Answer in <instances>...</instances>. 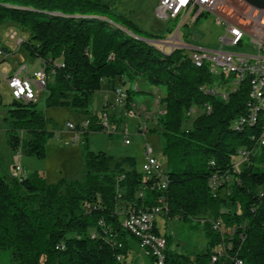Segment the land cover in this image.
Segmentation results:
<instances>
[{"label":"trees","instance_id":"16d2710c","mask_svg":"<svg viewBox=\"0 0 264 264\" xmlns=\"http://www.w3.org/2000/svg\"><path fill=\"white\" fill-rule=\"evenodd\" d=\"M7 22L26 29L27 36L16 44L46 72L44 107L83 112L89 123L80 129L82 180L47 184L37 174L0 175V249H9L16 264H127L130 239L140 250V238L124 227L125 219L157 206L159 216L200 221L206 239L194 256L173 252L171 237L160 234L154 222L152 231L166 242L162 264H233L236 258L243 264H264V144L259 141L264 88L262 104L252 114L247 79L220 99L205 87L222 88L233 74H211L183 48L139 39L165 38L142 30L103 0H0V25ZM166 31L171 34L172 29ZM0 48L8 53L1 42ZM136 80L162 86L151 91L163 112L155 115L149 131L162 137L163 189L157 174L135 169L133 156L115 158L86 146L88 134L104 131L98 123L104 111L88 109L91 94L104 81L114 91L113 83L119 81L124 89L117 88L126 93L123 110H130ZM109 119L119 129L121 119ZM47 120L36 101L12 100L4 118L8 145L44 157L45 142L53 136ZM146 256L151 264H161Z\"/></svg>","mask_w":264,"mask_h":264},{"label":"rangeland","instance_id":"374dc122","mask_svg":"<svg viewBox=\"0 0 264 264\" xmlns=\"http://www.w3.org/2000/svg\"><path fill=\"white\" fill-rule=\"evenodd\" d=\"M110 4L111 9L121 15H125L134 22L142 30L154 34H162L165 39L170 38L177 27L179 26L183 14L175 20H158L154 15V9L159 0H103ZM171 28V34H167L166 29ZM16 32L18 35L14 40L9 37V32ZM224 30L210 13L202 14L199 18L186 25L179 27L178 37L182 42H185L195 47L218 49L223 36ZM19 36V37H18ZM27 36V31L20 28L11 22L0 25V42L2 46L15 50L16 59L18 54L23 55L24 63L31 72L33 68L38 69L40 63L35 58L28 56L19 48L16 49L15 43L18 39ZM163 41V39H160ZM156 43V42H154ZM12 44V45H10ZM156 46L161 47L159 43ZM169 48V46H162ZM178 47V46H174ZM222 50L231 53L256 52L252 47L249 39H244L243 42L236 46L222 45ZM264 55V50L261 52ZM5 59L0 62L1 68H5L6 72H11L16 64L13 61ZM13 66V67H12ZM142 91H135V84H131L132 98L136 102L139 109L143 106L145 110H155L153 107L154 96L152 89L154 87L142 84V80H137ZM160 91L162 86L155 87ZM45 90L38 93L36 98L37 108L42 110L45 117L48 119L46 128L53 132V136L45 142V155L42 158H37L33 155H27L21 149L13 150L7 143V127L4 118L7 116L8 104L13 100L10 96V89L5 80L0 81V175L9 178L12 167L19 162L26 176L37 174L41 176L47 184H55L59 180H82L85 175L84 167V135L78 132V137L75 138V131L70 130L66 126V122L80 123L86 114L69 109L68 107H49L43 105ZM105 98L113 103L114 110L117 112L118 118L121 119L119 129L100 132H92L87 136V150L98 152L103 151L115 158L123 156H133L136 161L135 169L141 172V166L144 158L145 144H148L152 149V156L161 167H165V158L161 152V135L149 131L154 125L153 118L144 120L141 115L139 118L136 114L131 115V111L127 110L126 115L120 111L119 105L114 103V92L106 89V82H102L101 89L91 94L89 98L88 109L92 113H98ZM197 109L192 113L195 115ZM139 121L147 127L146 133H142L138 129ZM127 139L128 143L124 140ZM240 158H234L237 170L242 168ZM156 224L160 234H166L171 237L170 249L173 252L194 256L205 246L204 230L202 223L198 220L182 221L176 217L166 218L158 216ZM132 243V251L128 253L127 264H151L152 260L149 256L143 255L138 248L137 241L130 239ZM0 264H16L12 259L9 249H0Z\"/></svg>","mask_w":264,"mask_h":264},{"label":"built area","instance_id":"2783aa9c","mask_svg":"<svg viewBox=\"0 0 264 264\" xmlns=\"http://www.w3.org/2000/svg\"><path fill=\"white\" fill-rule=\"evenodd\" d=\"M212 14L215 20L220 24L224 30L223 36L220 38V46L218 49L195 47L194 45L182 42L178 37L179 27L196 21L202 14ZM183 14L181 22L174 34L168 38L160 41L162 46H183L188 55L205 59L208 61V71L212 74V68H221L223 75L233 74L234 78L224 87L212 85L205 87L208 91L218 93L220 99L225 100L230 90H234L239 82L243 79L248 80L249 94H251V102H249L250 114L252 108L256 105L262 104L260 99H255V90L263 89L264 85V55L261 54L264 50V8L253 7L243 0H159L154 9V15L158 20H175L178 16ZM15 33L9 32L10 39H14ZM244 39H249L252 47L256 52L231 53L222 50V45L236 46L243 42ZM20 40L17 41V44ZM7 53L0 48V60L6 57ZM228 66H235V73H228ZM249 67L259 68V77H249ZM214 76V75H213ZM46 72L38 68L35 71H29L26 64L18 63L11 72H6L1 68L0 81L5 80L9 89L10 96L16 101H36L38 93L41 92L47 83ZM116 105L124 107L126 93L116 88L114 91ZM157 103V99L155 100ZM134 109L136 117L143 116L144 120L150 119L151 113L144 108ZM206 109H209L206 107ZM126 109L124 114L126 115ZM160 112H163L162 110ZM155 116L153 117V119ZM154 121V120H153ZM243 122L240 119L239 123ZM89 120L84 118L80 123L66 122L68 129L75 131V138L78 137L80 129L87 127ZM104 127V131L109 129L117 130L116 124L111 122L107 113L103 112L98 121ZM77 126L79 129H76ZM138 129L142 133H146L147 127L140 121ZM260 144H264V125L261 135L259 137ZM128 143V140H124ZM244 154V152H242ZM142 172L151 175L157 174L160 177L159 188L163 189L165 186V175L162 174V167L157 164V161L152 156V149L148 144H145L144 158L141 166ZM10 176L15 178L25 177L26 173L22 169L19 162H17L11 169ZM210 185H213L211 182ZM160 208L155 206L149 211L140 213H130L125 219L123 225L138 238H140V251L145 255H153L161 260L164 259V249L166 247L165 238L161 235H156L153 230V224L159 216ZM157 225V224H156ZM217 226V225H216ZM120 247V244L118 245ZM216 261V256L212 255L211 262ZM233 264H243L242 261L236 258Z\"/></svg>","mask_w":264,"mask_h":264},{"label":"crops","instance_id":"0c3cea01","mask_svg":"<svg viewBox=\"0 0 264 264\" xmlns=\"http://www.w3.org/2000/svg\"><path fill=\"white\" fill-rule=\"evenodd\" d=\"M15 33V35H14V39H15V37L18 35L16 32H14ZM19 37V36H18ZM22 37H25V36H22ZM14 39H11V40H14ZM21 39V38H20ZM20 39H18V40H20ZM10 45H12V44H10ZM15 47H16V49L18 48V45L15 43ZM8 48V47H7ZM5 59H9L10 61V65H12L13 63L14 64H18V63H20V62H22V63H24L25 61H24V57H23V55H20V54H18V58L16 59V53H15V50H13V49H11V48H8V53H7V55H6V57H5ZM11 61H13L12 62V64H11ZM25 64V63H24ZM27 66V65H26ZM13 67V66H12ZM3 69H5L4 67H3ZM35 70H37V69H35V68H33V70L32 71H35ZM104 82H106V81H104ZM119 81H115L114 83H113V86L115 87V88H117V87H121V88H123L124 89V87H122L121 85H119V83H118ZM142 84H145L144 82H142ZM108 85H112V83H107L106 82V89L108 90V91H110V92H113L112 90H110V88H109V86ZM139 87L140 88V86L138 85V82H137V80H136V85H135V87ZM140 89H142V88H140ZM156 89L154 88L153 89V91H155ZM106 96H104V101H105V103H103V105H102V108H101V110H103L105 113H107L109 116L110 115H115V117H119L118 116V114H117V112L115 111V112H111V110H114V106L115 105H113V103H111V101L110 100H108V98H105ZM155 100H156V98L154 97V101H153V107H154V109L155 110H152V111H148L149 113H151V117L153 118L157 113H159L161 110H163V107H162V105L161 104H159V103H155ZM131 102L133 103V105L136 107V102L133 100V98L131 97ZM142 108H143V106H142ZM100 110V111H101ZM99 111V112H100ZM120 111L121 112H125L124 110H123V107H120ZM133 112H134V109H132V111H131V115H133ZM125 115V114H124ZM153 123H154V121H153ZM155 126V124L152 126V127H154Z\"/></svg>","mask_w":264,"mask_h":264},{"label":"bare ground","instance_id":"6f19581e","mask_svg":"<svg viewBox=\"0 0 264 264\" xmlns=\"http://www.w3.org/2000/svg\"><path fill=\"white\" fill-rule=\"evenodd\" d=\"M178 47L184 49L183 46H178ZM173 48H175V47L172 46L171 50ZM188 56L196 66L199 67V66L206 64L208 67V61H205V59L197 58V57H194L191 55H188ZM212 73L220 74V73H222V69L221 68H212ZM228 73H235V66H228ZM249 74L252 75L253 77H259V68L249 67ZM263 74H264V66H263ZM263 88H264V85H263ZM261 97H262L261 89H256L255 90V98L260 99ZM162 174H164V168L163 167H162Z\"/></svg>","mask_w":264,"mask_h":264},{"label":"water","instance_id":"95a60500","mask_svg":"<svg viewBox=\"0 0 264 264\" xmlns=\"http://www.w3.org/2000/svg\"><path fill=\"white\" fill-rule=\"evenodd\" d=\"M243 1L246 2L247 4L253 6V7L264 8V0H243ZM139 39H142V40L147 41V42L160 43V40H148V39H144V38H139Z\"/></svg>","mask_w":264,"mask_h":264},{"label":"snow or ice","instance_id":"6c2138e0","mask_svg":"<svg viewBox=\"0 0 264 264\" xmlns=\"http://www.w3.org/2000/svg\"><path fill=\"white\" fill-rule=\"evenodd\" d=\"M184 2V0H181V3H183Z\"/></svg>","mask_w":264,"mask_h":264}]
</instances>
